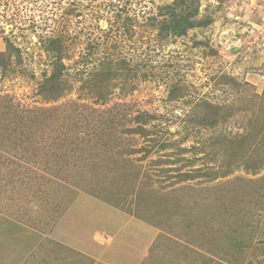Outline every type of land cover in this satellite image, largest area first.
<instances>
[{
    "label": "rangeland",
    "instance_id": "1",
    "mask_svg": "<svg viewBox=\"0 0 264 264\" xmlns=\"http://www.w3.org/2000/svg\"><path fill=\"white\" fill-rule=\"evenodd\" d=\"M176 1L0 0V264H89L32 250L76 199L125 264H264V0H187L181 36Z\"/></svg>",
    "mask_w": 264,
    "mask_h": 264
},
{
    "label": "crops",
    "instance_id": "2",
    "mask_svg": "<svg viewBox=\"0 0 264 264\" xmlns=\"http://www.w3.org/2000/svg\"><path fill=\"white\" fill-rule=\"evenodd\" d=\"M93 201H90L88 206L85 208L80 209L81 210V216H83L84 218L87 216H92L93 220H91L88 223V219H85V221L87 222V224L85 226H83L81 229L79 226H76L77 224V220L75 222H73V218L72 216L73 213H76L74 210L75 205H77L78 203V199H76V201H74L73 205L71 206V208H73L71 210L70 213H68L71 216V219L69 217L66 226H64V228L60 229L59 232L58 231H51L49 233H40L39 231H36L35 229H33V234L30 237L32 239H35L34 241V246H33V251L35 250V248L37 247V244L39 243V241H42L43 239V243L46 244H50L53 248L58 249H65V250H72V251H76L77 253H82L84 254L83 259L87 261V263H91V264H125L127 263V259H138L140 260V258H138V256H134L138 254V249L140 248V246H137L138 242H133L131 245H129L130 247H127L126 245H124V249H123V244H125L123 242V239H119V238H115V231L112 228V225L114 223V220L116 221L117 219H113V220H108V219H104V218H100L98 220H94L97 217L98 213L96 212L95 208H94V204H92ZM121 216V214H120ZM123 216V215H122ZM75 218V216H74ZM130 218H128L129 220ZM111 221V222H110ZM113 222V223H112ZM112 223V224H111ZM99 225H102L101 227H104L103 230H101V227L98 228ZM104 225V226H103ZM100 231V232H99ZM76 232H80L81 235L85 234L87 236V239H81V237L76 238L78 242L74 243L72 240L71 236L76 235ZM102 233V234H101ZM135 233H138V231H135L133 229V231H131V234L135 235ZM102 235V239L104 238L105 240H110L109 243L111 244L109 246V250L111 251V253L113 254V256H109L107 253H105L104 257L101 258V256L99 257L97 255V251L99 249V245L102 244L101 242V238H99V236ZM114 236V237H113ZM140 236L142 237L141 234H139V239ZM83 238V237H82ZM137 238V237H136ZM115 242V245L113 246ZM126 246V247H125ZM142 247V246H141ZM113 249V250H112ZM129 251V255L128 257H124V253ZM103 252V251H102ZM133 256V257H131ZM131 257V258H130ZM22 261L18 262L20 264H22L24 261H26L27 259L24 257L21 258ZM92 259V260H90ZM40 260V259H38ZM41 260H43V263L40 262ZM41 260L39 261L40 264H53L54 258H50V257H43L41 258ZM70 259H63L62 261H65L67 264H74V261H69ZM88 260H90L91 262H88ZM137 260V261H138ZM122 261V263H121ZM13 262V264L15 263V259L14 258H7V263L6 264H11ZM64 263V262H63ZM61 263V264H63ZM17 264V263H16Z\"/></svg>",
    "mask_w": 264,
    "mask_h": 264
},
{
    "label": "trees",
    "instance_id": "3",
    "mask_svg": "<svg viewBox=\"0 0 264 264\" xmlns=\"http://www.w3.org/2000/svg\"><path fill=\"white\" fill-rule=\"evenodd\" d=\"M194 2L195 0H191ZM187 0H177L174 4H170L164 7V9L170 13V20L167 22L163 19V28L172 35L181 36L188 28L201 26L207 24L205 19L195 18L197 7L191 6Z\"/></svg>",
    "mask_w": 264,
    "mask_h": 264
}]
</instances>
